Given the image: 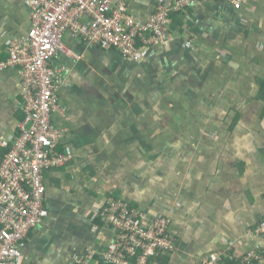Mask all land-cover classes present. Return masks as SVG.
<instances>
[{
  "label": "crops",
  "instance_id": "0c3cea01",
  "mask_svg": "<svg viewBox=\"0 0 264 264\" xmlns=\"http://www.w3.org/2000/svg\"><path fill=\"white\" fill-rule=\"evenodd\" d=\"M146 22L157 0H126ZM31 0H0V57L30 26ZM55 115L72 159L45 174L48 215L16 264H106L113 230L94 211L111 196L171 219L175 248L151 264H200L209 252L264 254V0H198L172 13L137 60L65 32ZM17 66L0 70L3 139L23 118Z\"/></svg>",
  "mask_w": 264,
  "mask_h": 264
},
{
  "label": "built area",
  "instance_id": "2783aa9c",
  "mask_svg": "<svg viewBox=\"0 0 264 264\" xmlns=\"http://www.w3.org/2000/svg\"><path fill=\"white\" fill-rule=\"evenodd\" d=\"M198 0H157L146 22L127 10L126 0H31L30 26L20 40H12L0 70L17 66L22 78L23 118L0 157V264H16L27 233L47 215L44 205L45 174L72 159L68 146L58 150L65 129L55 125V115L66 108L58 100L66 68L52 65L59 52L67 53L62 41L67 31L88 44L104 43L124 58L137 60L141 48L162 42L172 13L181 12ZM238 8L242 0H225ZM113 230L103 253L106 264H151L152 258L175 248L171 219L129 207L111 196L94 211ZM264 240V217L253 229ZM83 264V263H81ZM200 264H264V254L250 249L233 257L225 251L209 252Z\"/></svg>",
  "mask_w": 264,
  "mask_h": 264
},
{
  "label": "trees",
  "instance_id": "16d2710c",
  "mask_svg": "<svg viewBox=\"0 0 264 264\" xmlns=\"http://www.w3.org/2000/svg\"><path fill=\"white\" fill-rule=\"evenodd\" d=\"M167 26H168V25H167ZM58 150H61V146H60V145L58 146ZM127 204H128V203H127ZM128 206H129V207H134V208H137V207H135V206H132V205H129V204H128Z\"/></svg>",
  "mask_w": 264,
  "mask_h": 264
}]
</instances>
